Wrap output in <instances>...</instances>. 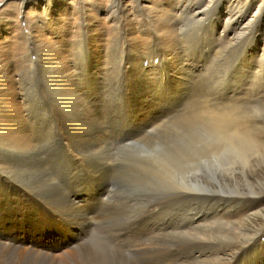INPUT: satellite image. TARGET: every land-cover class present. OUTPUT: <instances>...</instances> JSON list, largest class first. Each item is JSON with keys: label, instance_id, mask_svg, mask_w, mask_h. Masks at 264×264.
Returning <instances> with one entry per match:
<instances>
[{"label": "rangeland", "instance_id": "rangeland-1", "mask_svg": "<svg viewBox=\"0 0 264 264\" xmlns=\"http://www.w3.org/2000/svg\"><path fill=\"white\" fill-rule=\"evenodd\" d=\"M1 141L0 264H264V0H0Z\"/></svg>", "mask_w": 264, "mask_h": 264}, {"label": "bare ground", "instance_id": "bare-ground-1", "mask_svg": "<svg viewBox=\"0 0 264 264\" xmlns=\"http://www.w3.org/2000/svg\"><path fill=\"white\" fill-rule=\"evenodd\" d=\"M106 1V0H105ZM116 1V0H115ZM165 5V4H164ZM169 5V4H168ZM183 9V8H182ZM181 9V10H182ZM179 12H181V11H179ZM205 12V11H204ZM181 14V13H180ZM183 14V13H182ZM199 18H200V15H199ZM203 18V17H202ZM184 19H186V18H183V20ZM182 20V22H184ZM187 21V20H186ZM153 24V23H152ZM193 24V23H192ZM241 27V26H240ZM188 33V32H187ZM198 38V37H197ZM178 39V38H177ZM211 40V39H210ZM230 40V39H229ZM191 42V41H190ZM193 43V42H192ZM115 49V48H114ZM113 52H116V51H113ZM147 55V54H146ZM47 62V61H46ZM41 63V62H40ZM49 63V62H48ZM106 63H108V62H106ZM138 63V62H137ZM50 64V63H49ZM109 64V63H108ZM47 65V64H46ZM53 66V65H52ZM114 67V66H113ZM192 67V66H191ZM24 69V68H23ZM53 69V68H52ZM107 69V68H106ZM29 70V69H28ZM171 70V69H170ZM23 71V70H22ZM45 72V71H44ZM53 72V71H52ZM173 72V71H172ZM28 73V72H27ZM55 73V72H54ZM35 75V74H34ZM46 76H49V80H50V84H52L51 82V80H53L54 78L52 77V74H49V73H46L45 74ZM152 76V75H151ZM26 77H28V75L26 76ZM57 77V76H56ZM86 79V78H85ZM59 81V80H58ZM30 82V81H29ZM60 82V81H59ZM26 86L27 85H29L28 86V90H31L32 89V87H31V85L29 84V83H26L25 84ZM57 85V84H56ZM57 87V86H56ZM60 88V87H59ZM50 89V88H49ZM26 90V89H25ZM24 90V91H25ZM51 90V89H50ZM60 91V90H59ZM105 91V90H104ZM31 94V93H30ZM31 96V95H30ZM62 96V95H61ZM58 99V98H57ZM57 99H56V101H57ZM67 99H68V97H67ZM27 101V100H26ZM60 101V100H59ZM61 102V101H60ZM28 103V102H27ZM68 103V102H67ZM67 103L65 104L66 106H67ZM71 103V102H70ZM58 105V104H57ZM205 105H203V107H204ZM33 107V106H32ZM68 107V106H67ZM214 107V106H213ZM31 108V107H30ZM208 108H211V106L210 107H208ZM208 108H206V109H208ZM218 109V108H217ZM219 109H220V107H219ZM227 109V108H226ZM60 110L61 111H57L58 113H56V118L55 119H50V120H48L47 121V123H48V125L49 126H51L50 124H54V126H56L57 124H59V125H62V127H57V130L60 132V130H65V131H70L71 132V130H76V129H78V128H80V127H83L81 124H75V127L73 128V126L70 128V127H68V124H67V128L65 127V125H64V121L65 122H67V120L69 119V121L71 122V120L72 119H74L73 118V113L72 114H70V111L69 112H67L66 110H64V108L62 107V108H60ZM64 110V111H63ZM78 110V109H77ZM56 111V110H55ZM36 112V111H35ZM87 112H89V111H87ZM86 112V113H87ZM210 112H213V111H210ZM83 113H85V112H83ZM214 116L216 117V118H218V119H223L222 120V122L223 121H225L227 124H230L231 122H235V125H241V123H242V121H241V119H240V117L239 116H237V117H235L231 112H227V110H225V109H222L221 111H218V110H215L214 111ZM87 117H88V115H87ZM93 117V116H92ZM235 117V118H234ZM31 118H32V116H31ZM35 118V117H34ZM28 119H29V117H28ZM38 119V118H37ZM33 120V119H32ZM208 120H211L212 122H214V125H216L215 123H218V122H221V120H217V119H209L208 118ZM31 122V121H30ZM37 122V121H36ZM42 122V121H41ZM43 122H45V121H43ZM77 122V121H76ZM148 122V121H147ZM209 122V121H208ZM30 124H32V123H30ZM153 124V123H152ZM29 125V124H28ZM40 125V124H39ZM145 125H147V124H145ZM35 129H38L39 127L33 122V125H32ZM42 126V128H44V126H46L45 124H43V125H41ZM71 126V125H70ZM150 126V125H149ZM223 126V125H222ZM47 127V126H46ZM144 127V126H143ZM84 128V127H83ZM211 129V128H210ZM217 129V128H216ZM240 130V131H243V128H242V125L239 127V128H234V130ZM27 130V129H26ZM32 130V129H31ZM53 130H55V129H53ZM79 130V129H78ZM212 130V129H211ZM218 130V129H217ZM226 134L230 131V129L228 128V127H226L225 128V130H223ZM34 132V131H33ZM42 132V131H41ZM77 132H79V131H77ZM84 132V131H83ZM210 132V131H209ZM212 132V131H211ZM55 133V132H54ZM80 133V132H79ZM56 134V136H58V134L59 133H55ZM30 135V134H29ZM39 135V134H38ZM37 135V136H38ZM42 135H44V134H42ZM70 135V134H69ZM81 135H82V133H81ZM36 136V135H35ZM76 136V135H75ZM71 137V136H70ZM58 138V137H57ZM61 138V137H60ZM59 140V139H58ZM57 140V141H58ZM78 141V140H77ZM59 142V141H58ZM59 144L61 145H63V150L62 151H60L61 153H60V155H64L65 157H67L66 156V154H69V148H68V150H67V144H66V142H64V139L62 140V141H60L59 142ZM70 146V145H69ZM5 147V150H3V148ZM13 148H15V149H20L21 150V148L20 147H14V146H11V145H9V146H7L6 145V143L3 141H1V144H0V160H3V162H4V165L3 166H1L0 168L2 169V171H4V172H6L7 174H10L13 170H11V163H12V160L11 159H15V156H13V154L11 155V152L13 151L14 152V150H13ZM59 148H60V146H59ZM62 148V147H61ZM25 150V149H24ZM17 153V152H16ZM26 156H33V155H35V152H29V151H25V153H24ZM64 156H62V157H64ZM61 157V158H62ZM15 162V161H14ZM14 162L12 163V164H14ZM31 162H33L32 161V159H31V161L29 160V161H27V163H26V165H29ZM9 164V166H6L5 164ZM39 166V165H38ZM33 167V166H32ZM28 168H29V166H28ZM48 169V168H47ZM31 172V171H30ZM57 179V178H56ZM11 180V179H10ZM52 180H54V179H52ZM8 183V182H7ZM54 194V193H53ZM65 194V193H64ZM101 194V193H100ZM34 196H35V194H34ZM37 198V197H36ZM58 198V197H57ZM60 198V197H59ZM52 201V200H51ZM49 202V201H48ZM47 202V203H48ZM66 202V201H65ZM225 202V201H224ZM1 203V202H0ZM2 203H6V202H2ZM57 203V202H56ZM55 204V203H54ZM68 204H69V202H68ZM62 205V204H61ZM66 208H67V203L66 204H63ZM62 205V206H63ZM2 207H4V204H2L1 205ZM60 206V205H59ZM58 206V207H59ZM63 206V207H64ZM52 207V206H51ZM70 207V206H69ZM224 210H228L229 209V207H231L230 206V204L228 205V204H224ZM71 208V207H70ZM77 208H80V207H76L75 209H77ZM61 209H62V207L60 208V211H61ZM55 210V209H54ZM63 210V209H62ZM75 211V210H74ZM223 211V210H222ZM56 212V211H55ZM64 212V211H63ZM60 213V212H59ZM65 213V212H64ZM69 213V212H68ZM67 213V214H68ZM77 213V212H76ZM60 214H62V212L60 213ZM59 214V215H60ZM66 214V215H67ZM75 214V213H74ZM73 214V215H74ZM65 215V216H66ZM70 215V214H69ZM62 216V215H61ZM5 217H7V216H4L3 214L2 215H0V218H5ZM75 217V216H74ZM65 219H66V217H65ZM69 220V219H68ZM66 221V220H65ZM67 223V222H66ZM72 224V223H71ZM3 234V233H2ZM4 240H7V239H4ZM11 240V239H10ZM9 240V241H10ZM12 242V241H11ZM18 243H20L19 241H15V244H16V246H14V247H20V248H26V249H31V248H33V246L31 245L32 243H35V241L34 242H32V241H29V244H26V246L24 247V245H21V246H23V247H21V246H17L18 245ZM65 245V244H64ZM35 247V246H34ZM37 247V246H36ZM41 247V246H40ZM39 247V248H40ZM150 247V246H149ZM198 247H199V245H198ZM42 248V247H41ZM155 248V247H154ZM195 248H197V247H195ZM58 249V248H57ZM54 250H56V248L54 249ZM232 255V254H231ZM193 257V256H192ZM161 259H162V263H165V264H172V262H174V260L172 261V262H170L169 261V259H167V258H165V256H162L161 257ZM173 259V258H172ZM151 262V261H150ZM153 263V262H152ZM155 264V263H154ZM178 264V263H177Z\"/></svg>", "mask_w": 264, "mask_h": 264}]
</instances>
